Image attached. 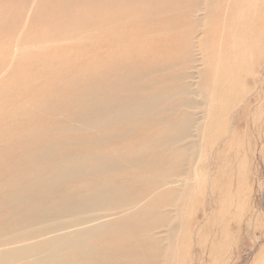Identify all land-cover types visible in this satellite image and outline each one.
<instances>
[{
	"label": "rangeland",
	"instance_id": "374dc122",
	"mask_svg": "<svg viewBox=\"0 0 264 264\" xmlns=\"http://www.w3.org/2000/svg\"><path fill=\"white\" fill-rule=\"evenodd\" d=\"M207 2L200 0L199 9L192 13L190 0H178L180 9L167 17L171 23L152 13L142 27H137L155 29L154 36L143 37V41L129 38V29L120 26L122 38L114 46L112 41L111 47L107 46L109 40L102 39L103 29L90 25L86 31L69 33L54 23L57 16L50 2L37 10L29 25L26 21L32 16H26L25 38L21 42L20 29H8L0 20V253L25 243L39 244L43 237L38 236L37 243L30 238L46 229L45 224L32 222L38 213H61L68 205L79 202L94 184L115 179L125 190L114 192L109 198L111 206H117L119 200L140 199L137 207L130 205V210L123 211H135L127 222L131 233L118 242L122 243L120 258L124 264H264V233H260L264 230V16L261 34L254 37L255 57L252 60L249 56V62L244 50L239 54L232 52V45L242 34L231 27V21L225 26L217 11L206 14ZM260 4L264 15V0ZM14 8L11 5L9 11H4L3 19L10 18ZM114 14L119 17L116 11ZM218 52L222 55L215 61L213 54ZM202 90L215 97V104L207 102ZM148 98L157 101L148 115L137 116V122L119 117L121 111ZM210 110L218 111L212 137L224 123L228 125L225 134L230 144L221 157L216 154L222 138L219 142L218 138L211 139L214 144L212 150L208 149L209 139H204L202 131L208 124ZM181 122L190 123L191 137L169 145L172 150L160 147L150 153L139 149L141 143L150 142L167 126ZM172 133L170 129L165 135ZM135 152L147 159L146 163L139 161L131 165L133 169L125 167L115 173H93L96 162L116 159L125 166L127 156ZM204 162L214 175L221 168L228 175L229 170L246 164L248 197L255 213L250 226H242L239 233L235 223L224 234L218 232L220 226L216 224L200 233L206 216L216 207V197L202 215L199 182L186 185L185 181L194 178V173H201ZM71 163L80 167L78 175L56 183L53 197L45 203L9 202V184L19 178L26 186L27 168L32 167L28 180L33 182L37 170H41L39 166L47 175ZM221 181L223 193L227 179ZM38 187L34 188L35 198ZM191 189L190 200L195 201L192 207L190 200H185ZM41 196L46 199V195ZM101 212L104 211L97 214ZM107 212L109 216L121 214L118 209ZM190 220L194 222L189 225ZM57 221H51L50 226L60 227L68 222L74 229L76 225L75 217ZM145 221L141 235L136 234L137 222ZM30 222L32 225L27 224ZM109 223L116 225V219ZM108 231L106 234H114L112 229ZM199 233L205 236V245L200 243ZM98 237L88 243L94 240L95 257L107 247L103 230ZM84 264L92 261L86 259Z\"/></svg>",
	"mask_w": 264,
	"mask_h": 264
},
{
	"label": "bare ground",
	"instance_id": "6f19581e",
	"mask_svg": "<svg viewBox=\"0 0 264 264\" xmlns=\"http://www.w3.org/2000/svg\"><path fill=\"white\" fill-rule=\"evenodd\" d=\"M49 2L52 3V5L54 6L55 15L57 16V19L54 21V23L58 24L60 27H64L66 31L69 33H73L74 31L75 32L86 31L90 25L92 28L95 26L96 29L98 30L103 29L105 33L102 35V39L105 38L110 41L109 44L107 45L108 47L112 46V41H114L113 42V46H114V44L119 43V40L122 38V35H119L120 26L124 28L126 27L130 31L132 30L137 32L135 34H131L132 31L130 32L129 30H127V34H129V38H133L134 40L137 41H143V37L146 38L150 36L151 34H153L155 30L154 27H150V29H146V30L143 28H137L143 26L149 15H151L152 13L153 14L157 13L159 16L164 17L166 21H170V18L168 20L167 17L169 15L171 17L172 12L176 13L178 9H180L178 6V0L177 2L176 0H33V1L32 0H0V15H3L2 17H0V20L3 21L8 26V29H11L13 31H17L20 29L18 40L19 42H21L25 38L23 34L25 28L23 25L25 23L26 16L28 17V14L32 16L31 19H29V21L28 20L26 21L27 25H29L37 15V10L41 9L45 4L48 5ZM11 5H15L14 11L10 13V18H7V20H5L3 19L4 11H9L8 8ZM199 6H200V0H190V9L192 13L198 10ZM261 6L262 5L260 4V0H208L207 6L206 8H204V10L208 15L212 11H213L212 15H214L215 11H217V13L221 15L222 19L224 20V23L226 22L224 24L225 26L228 25L230 21L231 23H233L231 27L233 29H236L237 32L239 31L242 35L239 38V41H237L236 44L232 45L231 47L232 52L233 54L237 52L239 54L240 51L243 52L244 50L246 55L245 57L248 58L249 61L250 59L252 60L254 59L252 57H255L254 37L258 32L259 33L261 32L263 25L262 16L264 15H262V10L260 8ZM115 11H116V15L118 13L119 16L117 18L114 17ZM212 17L213 16L210 17L211 21H212ZM235 17L236 19L233 21ZM140 20L144 22L143 23L139 22ZM140 23L142 24L139 25ZM168 23H171V21ZM114 24L118 25L116 26L118 27L117 30H115L116 27H113ZM134 24L139 26L133 27ZM70 25L72 28L70 27ZM76 25L77 27H75ZM144 30L146 34L143 33ZM233 31L232 33L234 35ZM89 39L91 38L89 37ZM203 41L205 44L206 40ZM239 43L242 44V49H240L241 45H239ZM117 48H119V46H117ZM115 51L118 50L113 49V52ZM221 55L222 53L219 52L215 53L213 54V59L214 60L216 58L218 59V57L220 58ZM211 58L212 55H210L209 59ZM5 70H6L5 72L7 73L9 68ZM244 72H246V70ZM231 74L233 75V72ZM202 79L204 78L202 77ZM226 84L224 86L228 85ZM217 90L218 88L216 87L215 91L213 92V95L217 92ZM202 92H203L202 95L207 99V102L209 101L208 102L209 104H213V103L215 104L214 102L215 97H210L209 95L207 96L203 90ZM236 96H238V98L240 96L238 91L236 92ZM156 102L157 101L155 99H151V98H148L147 100L144 101H140L131 109L127 108V110L121 111L119 117L126 122H137L138 121L137 116L148 115L153 109V105L156 104ZM217 112H214V110L213 111L210 110L208 112V118H209L208 124L207 123L204 124L202 131H203L204 139L205 138L207 140L209 139L208 141L209 144H206L208 149L213 147L212 145L213 142L211 141V139L216 138L217 140L218 138L217 142H219V138L220 139L222 138L220 145V148L222 150L221 149L217 150V154H216V157L218 156L221 157L223 150L227 146H229L230 142H228L229 137L226 136L227 134L226 132L228 131L227 123L226 124L224 123L221 131L220 132L218 131L217 135L214 134L215 136L212 137L211 134L212 126L215 124V122H217L216 120H214V117L217 115L215 113ZM225 118L226 117H224V119ZM170 129L173 131V133L171 135H167V134L165 135V132L169 131ZM163 130L158 132L156 137L152 139L150 142H147L146 144L143 145L141 143L139 145V149L151 153L153 152V150H156L157 148L167 147L170 149L167 148L166 149L170 151L172 150L171 148L175 144L182 142L184 140V137L185 138L191 137L190 123L187 125L181 122L172 127L167 126ZM175 132H177L178 135L177 134L175 135ZM169 145H173V146L169 147ZM202 152L206 157L207 149L205 148V146ZM230 153L231 151H229V154ZM138 154L139 153L136 154L133 153L131 154V156L128 155L125 166L124 164L118 163L119 161L117 162L116 159H109L111 162L109 161L104 163L96 162L94 164L95 166H93L94 168L92 167L93 173H98V174H102L105 172L115 173L117 171L123 170L125 167H126L125 169L128 168L133 169L131 165L134 163L135 164L139 163V161L140 163H146L147 159L145 158L143 159V157H141L142 155L139 156ZM205 164L206 162H204V165ZM207 166L208 165H205L204 168L203 167L201 168V173L200 172L194 173V178H188L185 181L186 185H188V183L199 182L198 188L201 189L200 193H201V199L203 201L202 215L205 214L207 211V209L205 210L206 206L209 205L212 199L216 197L214 201L216 207L214 208L213 212H210L208 216H206L207 219L205 218L206 220L200 230V233L205 227L210 229L212 228L213 224H216L220 226V230L218 232L224 231L222 233L224 234L228 229L230 230L232 229L233 227V225H231L232 223H235L236 230L239 233L240 232L239 229L242 226L244 225L250 226V222L253 218L252 214L255 213L254 207L252 206L250 202V198L248 197L249 191L247 186H248L249 174H247L248 172L246 171V164L243 162L240 164V167L238 169L236 168L237 170L236 169L234 170V168L233 171L231 172L229 170L228 175L225 173V169L222 170V168L218 169L215 175L211 174L210 169ZM32 167H34V163L32 164ZM32 167L27 168L28 169L27 174L24 175L27 181L26 186L23 182L20 183L19 178L12 181L9 184L7 191L9 202L20 203L26 201V204L28 205L33 204L34 202L38 204L45 203L48 197H53L52 191L56 183L60 182L61 180L68 179L71 178L72 176L78 175L77 173H79L80 171V167L78 165L71 163V164H66L64 167L60 169L56 168V170H54V172H52L51 174L44 175V167L39 166L41 170H37L38 176L36 174L34 181L30 182L28 180V176L29 175L31 176L32 174L28 172L33 171ZM217 168H219V166ZM224 178L227 179V181L224 184L223 187L224 190H222L223 191L222 193L220 186L223 185H220V183L222 182L221 180ZM118 181L119 180L112 179L110 181L105 180L100 185L94 184L92 188L87 190L86 194L82 195L79 202L68 205L61 213L54 212L51 214L52 211H47L46 213L45 212L38 213L37 216H35L36 219L32 222H35V224L36 223L45 224L46 229H44L39 233H34L30 235V238L36 239L39 236L38 238L43 237L42 238L43 240L40 239L41 241L39 244L25 243L23 244V246H18V248L12 249L9 247V249H5V251L0 253V264H15V262L19 264L21 261H24L23 264H84V261L86 259L91 260L92 264H124L123 260L120 258L121 256L120 247L122 243L119 244L118 242L122 240L125 234L131 233V229H129L127 222L129 220V215L131 213H134L135 211L134 209H131L129 213L128 212L123 213V211L126 209L130 210V208H128V206L130 205L137 207V205H139L140 203V199H135L134 197V198H130L129 200L127 199L119 200V204L117 206L115 205L114 207L113 206L114 204H112L111 206V202H109V198L113 197L114 192H117L119 190L121 191L125 190L123 188L124 186L121 185L119 186L117 184ZM37 185L39 186L38 187L39 189L38 191L36 190V198H35L34 188L37 187ZM178 185H182V183L178 182ZM3 186L6 187L5 180L3 182ZM190 191H191L190 194L189 193L186 194V199H185L186 202L190 200V195L192 196L193 193L192 189ZM154 193H156V191ZM41 195H46V199L43 198ZM151 198H153V196H151ZM190 204H191L190 207L194 206L195 201H192L191 199ZM115 209H118L121 212V214L117 213V215L109 216V213L107 211L115 210ZM99 211H104V212L97 214ZM47 215H51V216H47ZM73 217H75V223H76L74 229H72L73 226L72 223H68V222L64 223L65 219L67 220ZM113 218L116 219V225L114 224L110 225L109 223V221ZM58 219L59 220L64 219L63 222L64 224L59 223L61 224L60 227L50 226L51 221L54 222L55 220L57 221ZM58 222L59 221H57V223ZM189 222L190 225L193 224L194 221L192 222V220H190ZM27 224L32 225L31 222ZM145 224H147L146 221L139 224L137 222V226L134 230L135 233L137 232L136 234L139 233L138 235H141L140 232ZM19 225H21V222H19ZM35 226H39V225H35ZM125 228L126 231H124ZM108 229H112L114 234L112 233L106 234L109 232ZM60 230H62L63 233H58ZM100 230L101 231L103 230L105 233V239H106L105 244L107 247L105 248V250H103L102 253H99L98 257H95L94 255H97V251H96L97 247H95V245L92 244L94 240L90 242L91 244L88 243L90 239L97 240L99 238L98 236ZM262 232L264 233V230L261 231L260 233ZM200 233L198 235V239L202 245H205L207 240H204L205 236L203 237V235H200ZM37 240L38 239H36V243ZM111 242H112V246H110L111 247L110 248L109 243ZM92 255L94 257H91Z\"/></svg>",
	"mask_w": 264,
	"mask_h": 264
}]
</instances>
